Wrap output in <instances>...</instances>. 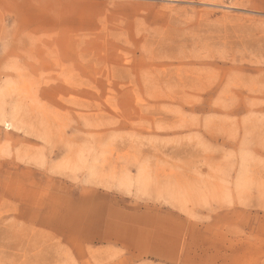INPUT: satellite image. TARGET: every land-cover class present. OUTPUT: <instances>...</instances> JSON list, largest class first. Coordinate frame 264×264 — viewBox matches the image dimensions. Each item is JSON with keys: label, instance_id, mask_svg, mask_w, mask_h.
Returning a JSON list of instances; mask_svg holds the SVG:
<instances>
[{"label": "rangeland", "instance_id": "1", "mask_svg": "<svg viewBox=\"0 0 264 264\" xmlns=\"http://www.w3.org/2000/svg\"><path fill=\"white\" fill-rule=\"evenodd\" d=\"M0 264H264V0H0Z\"/></svg>", "mask_w": 264, "mask_h": 264}, {"label": "bare ground", "instance_id": "2", "mask_svg": "<svg viewBox=\"0 0 264 264\" xmlns=\"http://www.w3.org/2000/svg\"><path fill=\"white\" fill-rule=\"evenodd\" d=\"M9 120H10V119H9ZM9 120H8V121H9ZM1 121H2V120H1ZM3 121H4V120H3ZM8 121H6V124H5V125H7V127H10V125H11L12 122L10 123V122H8ZM4 122H5V121H4ZM14 123H15V122H14ZM12 127H13V126H12ZM12 127H11V128H12Z\"/></svg>", "mask_w": 264, "mask_h": 264}]
</instances>
